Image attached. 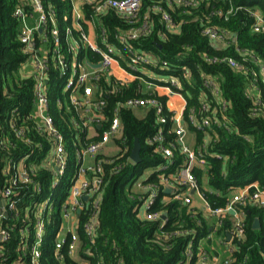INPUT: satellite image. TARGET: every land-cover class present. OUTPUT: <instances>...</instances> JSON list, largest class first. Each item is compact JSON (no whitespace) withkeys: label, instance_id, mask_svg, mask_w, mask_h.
I'll return each mask as SVG.
<instances>
[{"label":"trees","instance_id":"trees-1","mask_svg":"<svg viewBox=\"0 0 264 264\" xmlns=\"http://www.w3.org/2000/svg\"><path fill=\"white\" fill-rule=\"evenodd\" d=\"M101 1L83 6L85 19L80 24L82 30L73 28V18L68 17L71 31L60 37L62 53L70 61V44H82L81 31H87L86 22L91 20L98 34L104 32L105 40L100 37L99 45L106 48L104 41L113 45L124 69L129 70L128 62H125L129 57L128 46L138 52L150 53L158 63L146 68L152 70L156 77L173 76L181 85V89L176 91H180L185 98L183 121L195 134L194 148L203 151L208 161L206 168H195L193 173L209 205L212 208L225 207L231 188L236 186L257 182L264 188L263 81L259 80L263 90L261 106H255L248 94L253 79L251 73L261 72V67L253 62L251 56L259 57L264 65V34L251 31L252 12L258 10L264 13V0H194L193 4L143 0L137 20L133 23L113 11L95 16V6ZM45 4L49 6V16L55 18L58 27L62 26L64 13L71 10L70 0H45ZM21 6L28 13H33L30 0H0V199L2 191L10 186L16 202V207L4 218L12 236L7 253L17 257L20 228L35 224L38 217L45 220L52 232L59 229L63 203H58V194H62L64 189V202L69 197L72 187L69 178L75 173L76 152L100 140L118 114L122 130L120 136L113 140L119 150L112 156L98 155L97 162L104 170L101 189L94 198L84 201V208L78 214L77 233L82 241V257L90 264H183L188 259L186 251L190 242L194 241L196 255L201 249V240L210 234V226L201 210L192 212L178 201H164L163 198L169 194L163 187L149 212L167 213L165 224L161 218L150 220L133 210L146 194L132 190V184L150 170L152 174L143 178L142 183L160 186L161 177L157 168L167 160L149 142L159 127L155 110L151 109L140 117L133 109L123 106L132 97H156L165 105L164 115L168 118L165 135L177 145L175 160L179 164L182 161L180 146L175 141V132H170L174 125L173 113L166 108L169 96L160 95L157 91H143L139 78L119 79L111 73L99 71L94 97L104 102L96 109L104 115V120L103 126H95L96 134L89 136L80 131L83 121L79 108L73 104L75 97H83L84 88L75 86L66 98H58L63 78L61 67L54 63L55 39L49 33L37 32V50L44 40L50 41L44 95L48 103L46 112L63 134L68 154L69 171L61 180L52 158L55 140L41 126L38 116L37 73L22 74V67L30 62L31 54L20 40L24 22L15 12ZM231 9L228 17L218 14ZM163 12L169 13L179 26L177 32L166 29ZM143 26L147 29L139 37L128 40L126 44L118 41L119 35L133 27ZM207 27L228 32L230 38L227 45L216 47L204 35ZM77 54L79 61L88 63H97L101 59L88 47L81 46ZM229 58L242 63L249 73L231 68L224 61ZM164 62L167 64L164 65ZM209 76L219 81L217 97L205 86V79ZM153 82L162 84L156 79ZM205 103L208 109L204 108ZM205 118L212 121L208 132L198 131L191 123L193 119L201 122ZM11 124L16 130L23 131L22 137L17 135ZM136 139L141 144V162L138 164L131 160ZM20 175H23L22 178ZM57 180H61L59 187H55ZM47 201L49 203L44 212H37L36 207ZM93 217L97 219L96 235L95 242L90 243L86 226ZM256 219L261 222L259 228L254 227ZM231 229L232 221L226 216L219 234L224 236ZM243 233L244 238L236 242L230 264H264V208L256 204L246 208ZM34 235L31 230L32 240ZM55 239L52 236L46 240L43 264H80L71 257L72 235L68 234L66 242L60 247ZM188 264L200 263L198 258H193Z\"/></svg>","mask_w":264,"mask_h":264},{"label":"built area","instance_id":"built-area-1","mask_svg":"<svg viewBox=\"0 0 264 264\" xmlns=\"http://www.w3.org/2000/svg\"><path fill=\"white\" fill-rule=\"evenodd\" d=\"M96 0H84V2H79L77 0H70L71 6V16L73 18V28L77 30L81 29V22L84 21L85 15L83 11V6L86 3H93ZM171 3V0H169ZM173 1V0H172ZM178 2L177 0H175ZM174 1V2H175ZM143 0H102L95 6V16L103 15L109 11H113L119 14L123 19H126L128 22L133 23L137 20L139 11L141 9ZM181 2H188L193 4L194 0H182ZM30 6L33 9V12L37 14V22L35 27L29 28L25 25L26 19L29 16L27 11L21 6L16 9L15 15L18 16L24 22V29L20 35V40L27 47L28 53L31 54V60L29 64L36 72L38 83L36 85V91L38 96V116L41 120V126L46 130V132L53 137L55 140L54 151L52 154L53 163L56 169L60 172V178H62L69 171V164L67 159V153L65 150L64 136L56 127V124L51 116L46 112L48 107L47 98L44 95V90H46V80L45 72L47 70V58L48 54L45 56V68L40 71L38 69L39 63V52L36 49L35 45V35L37 32H45L46 34L52 35L55 39V44H59L55 49V61L54 63L61 67V78L66 79L70 75V69L72 68L76 79L67 80V90L68 92L73 89L75 86L84 88V95L82 98L78 96L73 99V104L80 110V119L83 121V127H80L81 132H86L88 134L89 128L93 129V134H96L95 126L102 125L104 120V115L98 113L96 109L104 105V102L100 99L94 97L95 91L97 89V81L99 77L97 73L99 71L109 72L116 66H121L120 61L122 60L119 57V53L116 52V49L113 45L104 41V46L102 48L99 43L91 44L88 38V35L85 31H81L82 44L77 43L70 44L68 49L71 53L70 61L67 58V55L62 53L60 49V37L62 34H69L70 29L67 28L63 33L56 25L55 18L49 16L48 10L49 6L45 4V0H30ZM231 9L228 12H218V14L228 17L232 13ZM254 18L251 31L254 33L264 34V13L261 11L252 12ZM163 21L165 27L169 31L177 32L179 26L174 23L172 17L169 13H162ZM87 24H95L92 20L86 22ZM147 29V26L143 27H133L128 32L119 35L118 41L122 44H126L128 40L135 39L139 37ZM52 30L55 31V34H52ZM149 31V30H148ZM147 31V32H148ZM204 35L216 46L224 47L229 42L230 34L226 31H221L216 28L207 27L204 30ZM102 37L105 40L104 32L97 35ZM98 42V41H97ZM81 46L88 47L98 55L101 59L97 63H88L86 66L88 70L83 69L82 63L74 60L77 56L78 51ZM38 53H37V52ZM127 53L129 57L125 59V62H128L129 70H126L128 73V80L140 79L143 83L147 84L151 88L158 90L160 95H168L171 98H179L183 100V107L180 109L172 106V104H166L168 111L173 113L172 119L174 120V125L171 127L170 132H175L176 134V143L180 146L182 161L179 164H176L175 160V150L176 144L170 142L165 135V125L168 122L167 116L164 115L165 105H163L160 100L156 97H147L139 98L132 97L129 98L123 106L133 109L136 111H145L144 116L151 110L154 109L156 116L158 117V129L152 138L149 139L151 144L156 146L155 151L160 153L167 162L162 164L157 168L158 176L161 177L160 186L159 185H145L142 183V179L137 180L132 185V190L139 192L140 194H146L143 197L142 202L138 205L140 216L146 217L150 220L163 219V224L166 223L167 213H150L149 210L152 204L156 201V198L160 195L162 187L164 188L165 193L169 194L163 198L167 203L178 201L180 204H184L189 207V210L194 212L201 210L210 226V234L201 240L200 246L201 249L196 253L194 252V241H191L188 249L186 251L187 261L183 264H188L193 258H198L200 264H210L209 260L213 259L214 262L217 260L218 264H230L233 261L232 253L236 249V242L241 241L244 238L243 226L245 224L246 218V208L250 205L256 204L264 208V188H261L257 182L248 183L242 186H236L231 188L229 199L225 207H216L212 208L209 203L205 200L202 191L199 188L196 176L193 171L195 168H206L207 167V158L203 151H197L194 147L188 145L185 142V136L187 134V126L185 125L182 114L185 107V98L180 91L176 89H181L179 81L173 77L168 76L167 78L156 77L152 70H148L147 66H155L158 63L150 53L147 52H138L133 49L132 46L127 47ZM238 51H240L238 49ZM244 52V51H241ZM79 58V57H78ZM254 63L261 67V72H253V79L249 85L248 94L254 101L255 106H261L262 103V88L259 85V80L261 79L264 84V65L261 59L257 56H251ZM231 68L236 71L248 74V69L240 62L234 58H229L224 60ZM71 62V63H70ZM27 64H24L27 67ZM100 64V68H92L91 65ZM167 64L166 62L163 63ZM22 67V74L27 75ZM143 68V69H142ZM31 72V73H32ZM39 73H42L39 76ZM120 79V78H119ZM158 80L162 84H156L153 80ZM205 86L211 90V93L214 96L219 95V81L215 77H207L205 79ZM152 90L151 92L155 91ZM144 91V90H143ZM160 91V92H159ZM147 92V93H151ZM225 107L224 102L222 103ZM204 108L208 109V105L205 103ZM264 112V109H263ZM143 116V117H144ZM211 119L205 118L203 121L198 122L192 120V125L198 130L203 132H208V128L211 125ZM12 128L17 132L19 137L23 136V131L16 130L15 125L11 124ZM103 126V125H102ZM87 130H86V129ZM122 130L121 119L117 114L116 117L111 122L110 127L106 130L100 140L97 142L91 143L90 145L82 148L76 152V157L74 158L75 173L70 179L72 187L70 189V194L68 199L62 204L61 211L62 215L64 214V220H69L73 218L71 211H77L75 213L74 225L72 229L67 231L66 237H61V233L65 231L64 224L61 222L59 229L52 232V236H55V243L58 247L64 244L67 240L68 234L72 235V243L70 246L71 252L75 246V243L80 241L82 246V241L79 238L77 233L78 227V211L77 209L84 208V201L94 198V196L100 191L102 186V177L104 173L101 163L97 162L98 155L104 153V150L109 146L112 140L120 136ZM105 155V154H103ZM112 156V155H106ZM21 172V170H20ZM152 171L147 170L143 175L144 178L149 177ZM23 175H20L22 178ZM61 180H57L55 187L61 185ZM16 180L14 181V184ZM170 190V192H167ZM194 193L192 194V191ZM0 199V264H43V250L40 249L41 244H45L43 230L46 227V222L44 219L38 217L35 224L27 225L20 228L19 237L20 240L17 243L16 250L19 253L17 257H14L10 253H7V246L12 240L11 232L6 225L4 218L9 214V211L13 210L16 207V202L13 200V190L10 186L6 187L2 193ZM85 197L87 199L85 200ZM195 197H198L203 205L201 204L198 208L195 206ZM74 213V212H73ZM79 213V214H80ZM228 216L232 221V229L229 230L226 235L221 236L219 234V229L224 224L225 217ZM209 218L214 220V223H209ZM97 225L96 217L91 218L90 222L86 226L88 239L90 243L95 242V229ZM35 228V237L32 240L31 230ZM37 228V231H36ZM214 231L217 234L218 240L214 239ZM230 235V239H228ZM51 236V237H52ZM222 247V253L217 252V247L214 244ZM28 244V245H26ZM26 245V246H25ZM209 254V251L211 250ZM88 254L92 255L91 252ZM58 255V254H57ZM58 258L60 256L58 255ZM81 264H90V262L82 257ZM11 260V262H10Z\"/></svg>","mask_w":264,"mask_h":264},{"label":"rangeland","instance_id":"rangeland-1","mask_svg":"<svg viewBox=\"0 0 264 264\" xmlns=\"http://www.w3.org/2000/svg\"><path fill=\"white\" fill-rule=\"evenodd\" d=\"M77 1H80V2H84V0H77ZM86 1H88V0H86ZM91 1H93V0H91ZM173 1H175V0H173ZM178 2H180V1H182V0H177ZM176 2V1H175ZM28 13V12H27ZM29 14V16L27 17V19H26V22H25V25L27 26V27H29V28H32V27H35L34 25H35V23L37 22V14L35 13V12H33V13H28ZM68 17H71V11H67L66 13H64V15H63V21H62V26H59L60 27V29H61V31L64 33L65 32V30L68 28V24H67V19H68ZM23 29H24V25H23ZM86 33H87V35H88V38H89V41H90V43L91 44H95V43H97L98 44V39H100V36L98 37L97 35H99L98 33H97V28H96V26H95V24H93V23H91L90 24V30L89 31H86ZM52 34H55V31L54 30H52ZM54 39H56V38H54ZM43 45L38 49V52H39V55H38V57H39V63H38V69H40V71L42 72V70L45 68V56L48 54V52H49V49H50V41L49 40H44L43 42ZM58 45L59 44H55V46L56 47H58ZM37 52V51H36ZM37 52V53H38ZM79 56H78V54H77V56L74 58V60H76V61H79V58H78ZM79 62H81L82 63V67H83V69H85V70H88L87 69V66H86V61H79ZM71 63V62H70ZM24 69H25V71H26V74L28 75L29 73H31L34 69L29 65V64H27V67H25V65H24ZM113 72H115L114 71V68H113V70L111 69V70H109V72L108 73H111V74H113L114 75V73ZM42 75V73H39V76H41ZM73 80V79H76V75H75V73H74V71H73V69L71 68L70 69V75H69V77H66V79H63V80H61L60 81V84H59V87H60V89H59V92H58V98H60V97H63V98H66V96H67V94H68V90H67V80ZM143 90L145 91V92H151L152 90H155V89H153V88H151L150 86H148L147 84H145V83H143ZM179 103H181L180 101H178L177 103H173V105L172 106H174L175 107V105L177 106V104H179ZM137 112V111H136ZM93 132V129L92 128H89V130H88V135L90 136L91 135V133ZM187 132H189V130H187ZM189 134H193L192 132H189ZM188 139H189V136L186 134V136H185V142L187 143V144H189V145H191L189 142H188ZM112 144H115V142H114V140H112V142H111ZM192 146L194 147V144H192ZM142 178H144V175H142L141 177H140V179H142ZM69 181H70V178H69ZM128 186L129 185H127L126 186V188H128ZM127 191H128V189H126ZM62 191V194H58L59 196H58V203L60 202L61 204L62 203H64V198H63V192H65V190L63 189V190H61ZM48 201L45 203V202H42V203H40L39 204V206L38 207H36V209H37V212H44V210H45V208L48 206ZM200 204L199 203H196L195 204V206L198 208V206H199ZM58 207V206H57ZM200 207V206H199ZM53 208V207H52ZM77 210H81L80 208L79 209H77ZM133 210H137L138 212H139V209H138V205L136 206V208H134L133 207ZM72 212V214H73V218H70L69 220H64V214L62 215V222H63V224H64V228H65V231H63L62 233H61V237H66V235H67V231H69V230H71L72 229V226L74 225V220L76 221V219H75V213L77 212V211H71ZM74 212V213H73ZM209 223H211V224H213L214 223V220L212 219V218H209ZM35 230V228H33L32 229V231H34ZM36 231H37V228H36ZM43 236H44V240H47L48 238H50L51 236H52V231L47 227V225H46V227H45V229L43 230ZM213 236H214V239L215 240H218V238H217V234H216V232L214 231V234H213ZM26 245H28V244H26ZM25 245V246H26ZM44 243L43 244H41L40 245V249L41 250H43L44 249ZM214 246L215 247H217V252H219L220 254L222 253V247H220V246H218L216 243L214 244ZM212 251V248H211V250L209 251V254H210V252ZM71 257L75 260V261H78V262H82V258H81V242L80 241H78V242H76L75 243V246H74V248L72 249V253H71ZM209 263L210 264H218L217 263V260L214 262V260L213 259H210L209 260ZM81 264V263H80Z\"/></svg>","mask_w":264,"mask_h":264},{"label":"crops","instance_id":"crops-1","mask_svg":"<svg viewBox=\"0 0 264 264\" xmlns=\"http://www.w3.org/2000/svg\"><path fill=\"white\" fill-rule=\"evenodd\" d=\"M80 2V1H79ZM83 2V1H82ZM81 2V3H82ZM90 30V24H88V28H87V31H89ZM113 70V69H112ZM114 71L115 72H113L114 73V75L117 77V78H120V79H128V73L125 71V70H123V68L121 67V66H116V67H114ZM155 91H157L158 92V90H155ZM160 92V91H159ZM169 103L170 104H172L173 105V103H177L178 101H180L181 103H179V104H177V106L175 105V107H177V108H181V107H183V100H181V99H179V98H176V97H174V98H171V97H169ZM137 113V115H139L140 117H143L144 116V114H145V111H137L136 112ZM190 132V131H189ZM189 132H187V135L189 136V139H188V142L191 144L190 146H192V144H195V134L193 133V134H189ZM93 134V133H92ZM189 145V144H188ZM193 147V146H192ZM118 150H119V148H118V146L116 145V144H112V143H110L109 144V146L104 150V153L103 154H105V155H114V154H116L117 152H118ZM193 194V193H192ZM196 203H199V204H201V206L203 205V202H201L200 201V199H198V197H195V204Z\"/></svg>","mask_w":264,"mask_h":264},{"label":"water","instance_id":"water-1","mask_svg":"<svg viewBox=\"0 0 264 264\" xmlns=\"http://www.w3.org/2000/svg\"><path fill=\"white\" fill-rule=\"evenodd\" d=\"M91 67L97 69V68H100L101 65H100V64H97V65H91ZM100 127H101V125L98 126V128H100ZM140 152H141V144H140L139 140L136 139V141H135V145H134V148H133V150H132V154H131V160H132L134 163H136V164H138V163L141 162V155H140ZM167 192H170V190H167ZM192 193H194V190L192 191ZM86 199H87V197H85V200H86ZM79 213H80V210L78 211V214H79ZM260 225H261L260 220H259V219H256L255 222H254V227H255V228H259ZM230 237H231V236L228 235V239H230Z\"/></svg>","mask_w":264,"mask_h":264}]
</instances>
